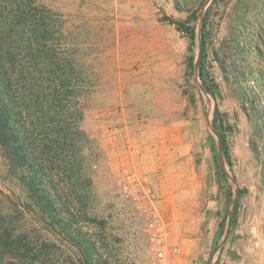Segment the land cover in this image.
Here are the masks:
<instances>
[{"label":"rangeland","instance_id":"obj_1","mask_svg":"<svg viewBox=\"0 0 264 264\" xmlns=\"http://www.w3.org/2000/svg\"><path fill=\"white\" fill-rule=\"evenodd\" d=\"M44 2L75 57L83 133L75 136L69 184L67 174L56 177L54 208L26 212L41 263L151 264L146 218L119 189L136 167L156 189L172 242L183 254L187 238L197 240L203 264L225 233L228 195L238 189L255 201L262 221L254 250L238 253L230 232L211 264H264V0ZM204 6L205 43L198 39ZM202 67L215 96L201 88ZM220 132L231 164L223 144L220 155ZM215 197L212 232L204 211Z\"/></svg>","mask_w":264,"mask_h":264},{"label":"trees","instance_id":"obj_2","mask_svg":"<svg viewBox=\"0 0 264 264\" xmlns=\"http://www.w3.org/2000/svg\"><path fill=\"white\" fill-rule=\"evenodd\" d=\"M44 1L0 0V264H42L26 212L54 208L56 177L67 174L69 184L77 163L75 136L83 133L75 57L61 41L56 11ZM190 36L195 38L193 31ZM200 75L206 93L215 96L208 71L202 67ZM219 134L231 164L226 133Z\"/></svg>","mask_w":264,"mask_h":264},{"label":"built area","instance_id":"obj_3","mask_svg":"<svg viewBox=\"0 0 264 264\" xmlns=\"http://www.w3.org/2000/svg\"><path fill=\"white\" fill-rule=\"evenodd\" d=\"M121 195L131 200L136 209L145 216L150 231L151 264H179L182 246L172 242V235L159 209L156 189L147 173L130 167L119 180Z\"/></svg>","mask_w":264,"mask_h":264},{"label":"crops","instance_id":"obj_4","mask_svg":"<svg viewBox=\"0 0 264 264\" xmlns=\"http://www.w3.org/2000/svg\"><path fill=\"white\" fill-rule=\"evenodd\" d=\"M159 202L158 200V204ZM220 206L221 202L217 197L207 199L204 213L210 215L208 218L211 220L210 227L212 232H215L217 228V221L214 215ZM261 221L260 207L255 205V201L241 194L233 211V226L231 231V236L236 238L233 246L238 250V253H251L254 250L255 239L261 229ZM196 243L197 240L187 238L186 243H184L185 250L178 258L179 264H188L189 259L192 260V264H203L205 254L202 253L203 248L197 247Z\"/></svg>","mask_w":264,"mask_h":264},{"label":"water","instance_id":"obj_5","mask_svg":"<svg viewBox=\"0 0 264 264\" xmlns=\"http://www.w3.org/2000/svg\"><path fill=\"white\" fill-rule=\"evenodd\" d=\"M207 3H208V1H207ZM205 7L206 6H204V8L202 9L201 14H200V23L201 24H203V22H204ZM201 33H202V27L199 28L198 39L201 38ZM195 69H196V72L198 74V64H196ZM201 88L206 93V91H205V89H204V87L202 85H201ZM209 126H210L211 130L218 136L217 131L212 126V123L210 121H209ZM218 148H219V152H220L221 157H223V154H222V142H221L220 138H219V142H218ZM228 176H229L230 180L233 183H235L234 177L232 175H230V174H228ZM237 198H238V189H235L234 195H233L232 200L230 201L229 207H228V220H227V227L225 229V233H224L222 239L220 240L219 244L217 245V247L215 248V250L211 254L210 259H209V261H208L207 264H211L212 260L214 259L215 254L221 249V247L223 246V244L226 242L229 233L231 232L232 222H233V208H234V205L237 202Z\"/></svg>","mask_w":264,"mask_h":264}]
</instances>
